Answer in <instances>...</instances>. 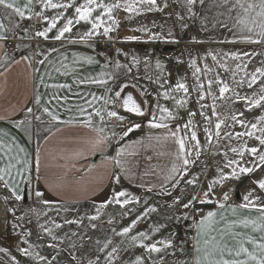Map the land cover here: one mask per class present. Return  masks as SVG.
<instances>
[{
  "label": "crops",
  "instance_id": "0c3cea01",
  "mask_svg": "<svg viewBox=\"0 0 264 264\" xmlns=\"http://www.w3.org/2000/svg\"><path fill=\"white\" fill-rule=\"evenodd\" d=\"M124 1L0 0V260L26 264V247L49 253L25 236L29 224L36 240L74 259L90 234L70 245L72 225L49 222L44 232L38 212L89 209L96 224L110 223L86 256L91 264H264V158L247 169L239 143L235 157L225 153L213 133L230 124L201 102L211 89L227 94L205 66L228 56L238 65L258 51L264 69V46L209 43L173 66L148 57L168 33L160 1L147 0L148 12L121 29L108 4ZM22 14L39 41L14 54L4 37ZM105 32L114 54L88 43ZM125 88L140 111L124 108Z\"/></svg>",
  "mask_w": 264,
  "mask_h": 264
},
{
  "label": "rangeland",
  "instance_id": "374dc122",
  "mask_svg": "<svg viewBox=\"0 0 264 264\" xmlns=\"http://www.w3.org/2000/svg\"><path fill=\"white\" fill-rule=\"evenodd\" d=\"M159 1L160 8L164 11L162 14L163 27L168 33H165L166 37L163 36L165 39L151 42L152 48L148 52V57L153 53L164 55L170 60V64L182 67L185 65L186 67L187 60H191L199 52L202 54L203 48H199L201 45L208 46L209 43H222L245 45V48L264 46V0ZM115 5L110 2L108 4L109 10L114 14H119L121 17L119 26L122 29L133 25L138 16L145 15L151 8L152 3L147 0H125L121 3V6L118 5V9ZM133 29L140 30L143 27ZM119 32L118 30L116 34H119ZM183 33H186V35L183 36ZM131 43L134 45L138 41H131ZM162 45L177 46V49L163 52ZM257 53L258 51L252 52V58L247 59L246 57L244 61L237 62L238 65H234L233 62L240 59L228 56L223 59L224 62L228 63L224 66L218 67L216 64L205 66L209 75H211L210 79H213L212 73L218 70L215 78L220 80V91L223 92L226 89L227 94L216 93L211 89L210 101H206L204 97H201L202 105L205 106L204 110L208 111L207 108L212 107L217 111L216 119L219 121L226 119L227 123L230 124V128L225 124L224 126L220 124L222 125L221 130L219 129L217 133H213L215 135L213 141L216 137L215 143L218 146L223 142L226 147L225 153L233 157L240 150L235 148L236 143L243 146V155L241 156H243V159H249L247 169L252 168L257 161L264 158V125H262L264 119V69L256 61L255 55ZM168 63L169 61H163V65L167 66L166 68H170ZM177 68L175 67V71L181 70ZM230 87L232 90L231 96L229 95L230 92L228 93ZM238 93L244 94L247 98L240 102ZM211 135V133L207 134V148L209 140L212 141ZM203 153L206 154L207 151L203 150ZM97 214L96 211L89 209L76 212L44 211V209L39 211L38 215L42 221L44 232L47 231L49 222H56L60 230H65L66 227L64 226L66 225H72L71 231L76 236L73 237L72 241H68L70 245L72 243L75 245L88 234H90V237L81 248H78L77 254L72 253L75 257L72 259L66 251L60 248H50L43 241L36 240L38 234L34 226L29 224V229L24 230L28 231L25 236L32 237L35 242L41 243V246L40 244L38 246L44 250L42 252L49 253L44 256L40 252H36L38 250L34 251L31 247H26L25 252L29 256L33 255V258L29 261L24 260L25 263L29 264L31 261L30 264H91L86 256L92 252L97 240L110 225V223L96 224ZM27 215L28 211L25 213V218ZM38 256L41 258L39 259ZM0 264H24V262L18 257L14 261L0 260Z\"/></svg>",
  "mask_w": 264,
  "mask_h": 264
},
{
  "label": "built area",
  "instance_id": "2783aa9c",
  "mask_svg": "<svg viewBox=\"0 0 264 264\" xmlns=\"http://www.w3.org/2000/svg\"><path fill=\"white\" fill-rule=\"evenodd\" d=\"M34 24L35 20L32 17L23 14L20 15L18 18V24L9 29L4 37L5 47L12 53L18 54L38 42L39 38L34 32ZM88 43L96 47L97 51L102 55L114 54V40L111 38L109 33L90 35ZM204 210L205 207L203 205L197 206L195 215H202ZM185 235L190 236L191 230H186Z\"/></svg>",
  "mask_w": 264,
  "mask_h": 264
},
{
  "label": "water",
  "instance_id": "95a60500",
  "mask_svg": "<svg viewBox=\"0 0 264 264\" xmlns=\"http://www.w3.org/2000/svg\"><path fill=\"white\" fill-rule=\"evenodd\" d=\"M175 46L173 45H165L162 47L163 51H169L174 49ZM122 104L124 108L131 110V111H140L142 109L140 98L134 94L132 90L129 88H125L121 95ZM24 201L27 200L26 193L24 192L23 195Z\"/></svg>",
  "mask_w": 264,
  "mask_h": 264
},
{
  "label": "trees",
  "instance_id": "16d2710c",
  "mask_svg": "<svg viewBox=\"0 0 264 264\" xmlns=\"http://www.w3.org/2000/svg\"><path fill=\"white\" fill-rule=\"evenodd\" d=\"M31 263V261L29 262V264Z\"/></svg>",
  "mask_w": 264,
  "mask_h": 264
}]
</instances>
